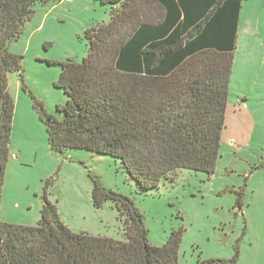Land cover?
Wrapping results in <instances>:
<instances>
[{
  "label": "trees",
  "instance_id": "16d2710c",
  "mask_svg": "<svg viewBox=\"0 0 264 264\" xmlns=\"http://www.w3.org/2000/svg\"><path fill=\"white\" fill-rule=\"evenodd\" d=\"M60 1L0 0V205L15 114L8 75L22 60L9 46L37 4ZM99 1L109 6L110 20L85 31L81 62H59L56 86L67 100L57 107L63 118L43 113L51 149L116 157L145 193L181 168L212 173L244 0ZM93 182L94 206L114 203L122 239L73 231L45 188L37 225L0 217V264H178L182 230L151 244L134 200Z\"/></svg>",
  "mask_w": 264,
  "mask_h": 264
},
{
  "label": "rangeland",
  "instance_id": "374dc122",
  "mask_svg": "<svg viewBox=\"0 0 264 264\" xmlns=\"http://www.w3.org/2000/svg\"><path fill=\"white\" fill-rule=\"evenodd\" d=\"M243 3L214 171L181 168L173 181L146 193L116 157L86 149L54 152L43 119V113L63 118L57 107L67 96L56 86L59 62L84 59L85 31L110 20L109 6L99 0L37 4L9 46L22 60L21 70L8 75L15 114L1 220L37 225L46 188L70 229L122 239L114 203L93 204L96 177L134 200L151 244L162 245L182 230L178 264H264V0Z\"/></svg>",
  "mask_w": 264,
  "mask_h": 264
},
{
  "label": "crops",
  "instance_id": "0c3cea01",
  "mask_svg": "<svg viewBox=\"0 0 264 264\" xmlns=\"http://www.w3.org/2000/svg\"><path fill=\"white\" fill-rule=\"evenodd\" d=\"M246 3V2H245ZM245 3H243L244 5H245ZM244 5H242V7H244ZM242 10H243V8H241V11H240V17H241V14H242ZM240 17H239V26H240ZM238 29H239V27H238Z\"/></svg>",
  "mask_w": 264,
  "mask_h": 264
}]
</instances>
